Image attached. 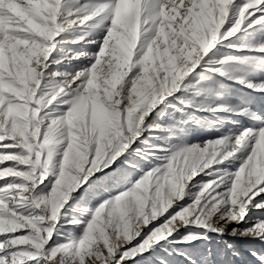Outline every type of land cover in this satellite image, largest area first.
Returning <instances> with one entry per match:
<instances>
[{"label":"snow or ice","instance_id":"obj_1","mask_svg":"<svg viewBox=\"0 0 264 264\" xmlns=\"http://www.w3.org/2000/svg\"><path fill=\"white\" fill-rule=\"evenodd\" d=\"M256 25H264V0H0V264L38 258L48 264H126L137 257L152 264L157 250L171 254L169 244L207 239L189 233L182 241L166 240L182 227L194 224L222 236L229 224L244 221L250 205L264 209V200L255 199L264 193V118L249 106L211 94L215 76L264 93V81H248L231 67L236 62L264 67V40L231 42ZM74 27L103 28L101 40L87 41L98 44V50L71 55L69 50L55 58L59 44H78L92 34L59 39ZM218 46L262 55L216 58ZM81 57L91 63L75 73L48 72L53 64ZM57 76L65 79L57 82ZM41 87L48 92L42 95ZM180 92L187 98L177 97ZM202 94L204 99L198 100ZM169 98L184 108H176ZM57 101L67 107L46 123L41 112ZM161 104L181 112L191 107L213 115H242L257 120L259 127L229 131L203 144L172 143L174 137L169 136L166 146L132 147L144 131L171 130L147 123ZM222 120L192 116L180 123L213 126ZM59 145L61 162L53 166ZM17 148L27 154L9 151ZM122 154V163L141 173L137 182L120 167ZM136 156L150 167L140 165ZM233 158H239L234 172L218 167ZM18 165H31V170ZM53 167L58 178L50 195L37 197L35 190ZM200 174L214 178L190 185ZM13 177L32 183L10 182ZM109 184L125 190L112 196ZM189 186L198 191L191 194L190 204H181ZM14 189L26 196L17 200ZM77 197H99L100 203L89 220L72 221L85 224L78 239L51 243L62 210ZM25 199L34 209H50L46 235L38 224L47 217L21 214ZM223 206L227 211L214 221ZM227 234L264 241V220L257 218L251 227H234ZM136 237L140 239L133 243ZM29 245L32 250L17 247ZM252 254L264 264V256ZM178 255L196 264L190 254Z\"/></svg>","mask_w":264,"mask_h":264},{"label":"rangeland","instance_id":"obj_2","mask_svg":"<svg viewBox=\"0 0 264 264\" xmlns=\"http://www.w3.org/2000/svg\"><path fill=\"white\" fill-rule=\"evenodd\" d=\"M242 2V0H241ZM91 31L92 34L89 36H85V40L78 43H62L59 44L57 50L54 52L53 56L55 58H59L62 55V52L69 51V54L72 53H93L98 50V44L87 43L90 40H101L104 36L103 28H99L96 30H92L89 27H85L83 29L74 27L73 29L67 30L65 33L59 37L60 40L71 41L75 40L80 36H83L86 32ZM257 40H264V25H256L254 29H249L247 33H239L236 37L232 38V43L240 44L241 42L252 43ZM225 43H228L226 41ZM214 55L216 58H220L224 55H233L238 57H244L249 55H262L260 53H250L247 51L240 52L229 49L227 47L218 46V50H214ZM76 59L70 60L69 62H62L61 64H53L48 69V72H60V73H75L85 67H87L91 60L87 57H81L78 59L79 64H75ZM234 69H236L235 75L239 77H243L248 81L260 82L264 81V67L253 68L250 64L239 63L236 62L231 65ZM57 82L65 79L63 76H57ZM45 82H48L47 80ZM43 95L48 92V89L41 87L39 90ZM211 94L222 96L225 100L231 101L232 104H242L244 106H249L255 110V112L261 117L264 118V93L262 92H254L252 89L247 88L244 84H241L235 80H228L224 77L215 76L211 82ZM186 93L180 92L177 93V97H185L187 98ZM204 95L202 94L198 97V100H203ZM66 99V98H63ZM169 102L176 105V108H184L183 105L179 104V101L176 99L169 98ZM67 105H62L60 101H57L56 104L50 106L47 109H43L41 112V116L46 118V123L50 121L51 118L59 117L63 112ZM176 108L168 107L166 104H161L157 108H155L151 113L149 118L147 119L148 124L158 123L162 125L164 129L169 130H161V131H144L142 135L137 138V141L134 143L132 147L144 148L151 145H165V139L169 136H173L174 139L172 143H179L183 141V143L187 145L200 143L203 144L205 141L214 139L218 136L228 133L229 131L236 133L245 128H256L259 127V122L257 120L242 116V115H234L232 113H218V114H210V113H201L196 111L194 108H185L183 112L177 111ZM195 116L200 120H217L219 118H223L220 124H216L213 126H206L204 124H198L195 122H189L187 124L180 123V121L189 120L190 117ZM175 126V127H172ZM45 127V125H42ZM154 133L157 134L158 139L151 142L150 145H143L146 140L149 138V134ZM175 137H179V140L175 139ZM57 139H61L58 135ZM63 145L57 146L56 152L54 153L52 164L53 166L61 162V150ZM9 151L18 153V154H27L26 151L17 149H10ZM126 154V153H125ZM120 158L121 164L120 167L126 169L129 172L131 181L137 182L141 178V173L138 169H129L127 165L122 163L123 155ZM161 155H165V153H160ZM242 152L240 155H243ZM43 159H46V152L43 154ZM140 165L144 166L146 169L150 167L146 161L142 160L139 156L133 157ZM154 163L161 164L163 161H154ZM239 165V158H233L218 167L220 169L227 170L229 173L234 172ZM115 164L112 166L113 170L115 169ZM18 167L21 170L30 171L31 165H23ZM104 171H108L105 169ZM41 170L38 168L36 171V177L39 176ZM100 173H97L99 175ZM58 178L55 175V167H53L50 172L47 174L46 179L39 184V187L35 190V195L37 197L43 196L45 194L50 195V190L54 186V179ZM214 177L209 175L200 174L194 178L193 181L190 182V185H198L201 181H211ZM10 182H14L17 184L23 183L26 186L32 183L31 181H24L23 178L13 177L10 178ZM0 183H3L0 181ZM125 187L123 185H113L109 184L107 186V192L111 193L112 196L119 194L124 191ZM14 193L17 194V200H20L21 196H26L25 193L19 192L18 189L13 190ZM100 194L106 197V194L103 190H98ZM186 191L189 195H186L181 201V204H190L192 202L191 194L198 191V188L189 186ZM256 202L264 200V193L260 196H257ZM25 204V208L21 210V214H31L33 216H45L47 219L41 221L38 224V227L41 228V235H46L43 232V229L49 226L50 223V209L45 211L43 208L34 209L29 204L27 199L23 201ZM100 203L99 197H90L87 201H84L77 197L75 200L70 199L65 208L62 210V214L59 217V221L55 228V235L51 238V243L53 244H63L68 243L72 240L78 239L84 230L85 224H74L72 221H87L90 219L93 214L94 208ZM175 207V205H174ZM88 208L89 212L85 213L82 209ZM178 210V209H177ZM168 211H172L170 208ZM227 211V206H223L213 217V220H218L220 215ZM165 216L167 213L164 214ZM259 218L260 220H264V209H256L255 207L249 206V210L247 212L244 221L240 224L232 223L229 224L225 230L224 235H219L215 232L206 231L203 227L195 226L194 224H189L187 227H182L175 233L171 238H166L182 241L183 237L188 235L189 233L199 234L201 236L206 235L207 239L195 240L190 244L185 243H174L167 245L171 251L169 255L166 252H162L157 250V252L153 253L152 264H159L161 259L166 261V264H189V261L186 259L184 255H178L179 252H183L185 254H190L193 259L196 261V264H203V258L207 257V264H261V261L257 259L252 253L255 252L260 256H264V241L260 239H253L251 237H242V236H232L228 235V232H231L232 229L235 228H248L251 227L252 224ZM163 219V217H158L157 221ZM223 223V221H221ZM20 231V230H18ZM31 232V230H28ZM34 235V233H32ZM140 237H136L133 240V243H136ZM164 243V242H161ZM231 245V247H229ZM19 249L28 251L32 250L31 246H17ZM210 250V252H209ZM233 253H238V255H233ZM25 264H48L46 260L43 258H38L37 261H26ZM126 264H146V262L137 257L135 260H129Z\"/></svg>","mask_w":264,"mask_h":264},{"label":"bare ground","instance_id":"obj_3","mask_svg":"<svg viewBox=\"0 0 264 264\" xmlns=\"http://www.w3.org/2000/svg\"><path fill=\"white\" fill-rule=\"evenodd\" d=\"M75 64H79L78 59H76ZM158 138H159V137H158L157 134L150 133V134H149V138H148V140H146V142H144L143 145H150L151 142L155 141V140L158 139ZM159 139H160V138H159Z\"/></svg>","mask_w":264,"mask_h":264}]
</instances>
